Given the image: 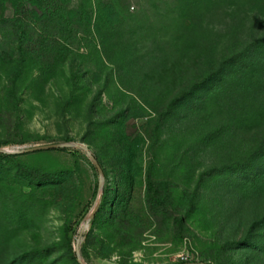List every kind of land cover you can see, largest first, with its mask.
Segmentation results:
<instances>
[{
    "label": "rangeland",
    "instance_id": "374dc122",
    "mask_svg": "<svg viewBox=\"0 0 264 264\" xmlns=\"http://www.w3.org/2000/svg\"><path fill=\"white\" fill-rule=\"evenodd\" d=\"M69 142L85 264H264V0H0V148ZM98 185L0 158V264H76Z\"/></svg>",
    "mask_w": 264,
    "mask_h": 264
},
{
    "label": "water",
    "instance_id": "95a60500",
    "mask_svg": "<svg viewBox=\"0 0 264 264\" xmlns=\"http://www.w3.org/2000/svg\"><path fill=\"white\" fill-rule=\"evenodd\" d=\"M59 149H78L80 151H83L87 154L89 159L92 161L94 166L96 167L98 174H99V185H98V200L97 203L94 207V209L91 211V213L88 215V217L84 220L83 222V227L82 230L79 234V237L77 238L76 244H75V254L76 258L79 264H85L81 251H80V241L83 236V233L85 232V229L87 227V223L91 222L96 213L98 212L100 205L103 200V195H104V184H105V175L103 172V169L99 163V161L96 159V157L93 155L91 149L82 143H77V142H69V143H64V144H52V145H44V146H36L32 147L29 149H23L21 151H16V152H8L6 149L0 148V154H28V153H36V152H42V151H49V150H59ZM189 264H205V263H189Z\"/></svg>",
    "mask_w": 264,
    "mask_h": 264
},
{
    "label": "trees",
    "instance_id": "16d2710c",
    "mask_svg": "<svg viewBox=\"0 0 264 264\" xmlns=\"http://www.w3.org/2000/svg\"><path fill=\"white\" fill-rule=\"evenodd\" d=\"M9 156H10V154H0V158H5V157H9ZM100 165H101V163H100ZM101 167H102V165H101ZM102 169H103V172L105 174V177H107L105 169L103 167H102ZM149 186L151 188L153 187L152 181L150 179H149ZM106 195H107V192L105 191L104 192V195H103L102 205L100 206V208H99L98 212L96 213V215H95V217H94L93 220H96L99 217L100 212H101L102 208L104 207V204H105L106 199H107L106 198ZM39 253H40L39 251H31V252L27 253L24 257L20 258L21 260L20 259H17L14 262H12V264H21V262L25 258H28V259L34 258ZM74 259L76 261V264H79L78 261H77L76 255H75Z\"/></svg>",
    "mask_w": 264,
    "mask_h": 264
}]
</instances>
